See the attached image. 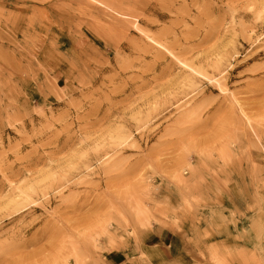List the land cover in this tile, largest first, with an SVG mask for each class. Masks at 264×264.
<instances>
[{"label": "rangeland", "instance_id": "374dc122", "mask_svg": "<svg viewBox=\"0 0 264 264\" xmlns=\"http://www.w3.org/2000/svg\"><path fill=\"white\" fill-rule=\"evenodd\" d=\"M0 264H264V0H0Z\"/></svg>", "mask_w": 264, "mask_h": 264}, {"label": "bare ground", "instance_id": "6f19581e", "mask_svg": "<svg viewBox=\"0 0 264 264\" xmlns=\"http://www.w3.org/2000/svg\"><path fill=\"white\" fill-rule=\"evenodd\" d=\"M216 68V67H215ZM217 68H219V67H217ZM189 74V73H188ZM193 74V73H192ZM195 74V73H194ZM197 74V73H196ZM201 74V73H200ZM202 75H204V74H202ZM188 76H191V75H188ZM209 77H213V76H209ZM212 78H210V80H211ZM214 80H215V78H214ZM221 80H219L218 79V83L220 84L221 82H220ZM216 82H217V79H216ZM225 90V89H224ZM243 113H244V111H242ZM244 116L247 118V119H249L250 117H248L247 116V114H245L244 113ZM23 194H24V192H23ZM25 195V194H24ZM27 197H28V195H26ZM21 197H19V199H20ZM15 200H17V199H15ZM15 203H17V202H19V201H14Z\"/></svg>", "mask_w": 264, "mask_h": 264}, {"label": "crops", "instance_id": "0c3cea01", "mask_svg": "<svg viewBox=\"0 0 264 264\" xmlns=\"http://www.w3.org/2000/svg\"><path fill=\"white\" fill-rule=\"evenodd\" d=\"M159 257V256H158Z\"/></svg>", "mask_w": 264, "mask_h": 264}]
</instances>
